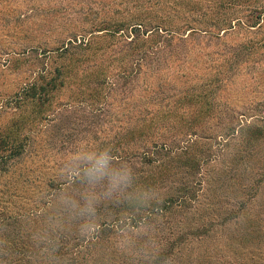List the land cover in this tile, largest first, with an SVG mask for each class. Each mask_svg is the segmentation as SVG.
Segmentation results:
<instances>
[{
	"label": "trees",
	"instance_id": "16d2710c",
	"mask_svg": "<svg viewBox=\"0 0 264 264\" xmlns=\"http://www.w3.org/2000/svg\"><path fill=\"white\" fill-rule=\"evenodd\" d=\"M232 3L250 5L252 0L213 2L210 5L212 11L203 13V16L209 14L213 20V16L217 15L218 23L210 22L211 20L202 21L196 26L187 25L186 30L190 31L191 35L198 32L210 34V29L218 26L219 23L225 28L233 29L235 25L226 12L232 7ZM262 17V11L259 9L251 21L239 19L237 24L252 28L260 23ZM20 19L19 17L14 21L18 22ZM132 24V28L138 34L129 31L131 36L124 34L125 27L122 28L118 23L108 24L111 28H107L106 24L90 27L86 38L71 39L72 41L66 44L68 47L63 45L58 50V58L63 59L62 62L53 65L51 60L53 57L48 56L47 60L50 59V64L48 65L47 62L42 66L32 80L24 83L13 94L10 102L11 105H16L18 112L11 121L10 127L0 130V177H2L0 202H4L2 197L6 194L11 199L8 204L4 202L5 206H0V264H52L59 257L60 250L66 248V244L71 240H77L81 247L75 252L63 253L62 260H57V264H87L95 259L100 246H103L102 244L111 234L119 230H137L143 226L146 228L147 224L149 227L153 226L155 233L144 229L127 237V242L135 243V240L140 244L148 245L149 248H162L148 254V259L152 257L149 262L147 259H141V263L211 264L208 257L211 254L212 238L217 237L222 241L226 231H229L226 226L234 219L237 221L240 219L233 208L221 212L219 209L221 203L224 208L229 206L230 199L232 201L237 199L239 204H244L245 197L247 201L255 198L252 197L256 192L252 184L243 180L241 182L243 173L234 167L243 156L239 154L238 157H234L227 170H213L209 165L218 160V155L216 151L212 152L209 149L211 159L205 158L204 143L200 141L214 139L217 146L222 142L223 149L226 150L229 146L228 141L235 142L237 136L239 143L251 145L264 137V111L262 116H256L261 124L250 122L246 124L242 118H238L237 120L243 124L237 125L234 122L226 127L228 120L213 119L212 101L207 100L209 95L200 89L198 94L184 93L177 97L176 105L168 101L161 103L159 113L151 111L158 105L157 103H152L143 95L136 99L135 94H131L128 102H120L124 106L122 110L128 113L125 120L120 118L119 121L116 116L105 121L96 120L94 116L98 117L106 108L115 105V102L110 101L109 92L114 87L118 88L116 84L119 76L127 77L132 83L142 76L146 80L156 76L157 80H163L161 78L163 71H159L158 68L160 63L152 64L150 59L148 71L144 70V64L148 62L147 58L152 57L153 51H158V39L162 37L160 33L163 32L164 26H157L153 31L140 32L141 23ZM164 31H170L171 34L174 30ZM107 33L109 36L125 38L127 49L106 54V47L100 41ZM29 35L19 38L17 52L12 51L13 54L9 55L12 57L9 60L11 65L14 62L17 64L15 68H25L27 60L30 59L25 57V52L30 48L26 43ZM262 45L264 46V38ZM118 49L119 47L116 48ZM88 67L94 70L87 72ZM36 68L35 66L33 70ZM80 69L84 74L82 75L80 71L78 76ZM184 79L182 74L176 73L169 82L178 84ZM154 89L155 87L145 84L140 91L151 93L155 91ZM75 104L81 106L79 111L83 114L65 118L63 111L72 109ZM86 111L90 113L89 116H86ZM137 115L139 116L134 118ZM103 117L106 119L107 116ZM214 120L220 123L215 127L210 126ZM68 123L70 124L66 125ZM83 123L85 133L79 136L82 130L74 133L77 130H74L72 125H83ZM108 123L112 124L113 127L110 129H113V132H109L108 126L104 125ZM54 126H59L63 132L71 129L65 137L67 140H62V146L68 147L69 143L75 145L84 142L87 148L77 151L78 155L86 153L99 155L101 151H107L111 157L110 168L130 175V184L113 198L101 200L95 215L90 220L88 217H81L66 203L70 199L82 205L86 194L94 191L100 195L107 186V178L94 187L87 183V178L84 176V168L88 166L87 161L80 162L76 170L68 171V174H65L66 169L59 173L41 172L42 175H46L45 179L49 182L47 187L48 185L52 187L38 195L34 194L31 198L21 194L25 192L28 194V189L39 182L34 180L24 183L30 180V176L20 180L21 173L16 174L15 171L23 170L25 167L21 164L17 165V162L24 158L30 159L35 166L29 171L31 175L35 173L37 167L44 164L42 150L30 149L28 141L22 137V131H36L34 133L38 131L39 136L44 135L43 142H48L54 135L52 130ZM204 132L212 134L207 135ZM223 135L227 138L223 141L218 140V137ZM228 151L229 148L227 152H222L221 158L228 155ZM230 171L234 173L233 178L229 174ZM67 175L69 176L66 180ZM189 175L207 176V179L201 181V178L197 180L193 178L187 182L185 179ZM56 176L63 178L65 176V179L58 181L55 179ZM179 180L183 182L180 183ZM170 184L172 186H169ZM205 185L208 187L203 194ZM162 190L165 191L162 193ZM248 191L250 193H247ZM232 192L235 198L230 196ZM247 194H251V197ZM222 195L226 200L221 202L217 197ZM49 211H55L54 214L60 220L53 215L44 227L49 228L51 222L55 220L59 230L58 236L52 234L40 245V238L45 233L37 223ZM203 214H205L204 218ZM89 222L95 224L97 230L91 235L82 234L83 225ZM205 237L207 240H203ZM116 246L113 249L114 253ZM100 253L99 251L98 256ZM120 254L125 256L126 253ZM206 257L207 260L201 262ZM128 258H124L119 264H136L133 258L132 262H129Z\"/></svg>",
	"mask_w": 264,
	"mask_h": 264
},
{
	"label": "rangeland",
	"instance_id": "374dc122",
	"mask_svg": "<svg viewBox=\"0 0 264 264\" xmlns=\"http://www.w3.org/2000/svg\"><path fill=\"white\" fill-rule=\"evenodd\" d=\"M216 1L218 0H0V130L10 127L11 121L18 112L16 105H11L10 102L13 94L24 83L32 80L42 66L47 62L48 65L50 64V59L47 60L48 56L53 57L51 59L53 65L56 62H62L63 59L58 58V50L63 45L68 47L66 44L69 41L76 38L78 40H82L83 37L86 38L90 32V27L94 25L103 26V24H106L107 28H111L108 27V24L118 23L122 28L125 27L124 34L131 36L129 31L138 34L132 28V23L135 22L141 23L140 32H144V30L153 31L157 29V26H164L163 32L160 33L162 37L158 39V51H153L152 57L147 58L148 62L144 64V70L148 71L150 59L152 64L154 62L156 65L160 63L158 68H160L159 71H163L161 74L163 80H157V76L146 80L142 76L132 83L129 82L127 77L119 76L116 84L118 88L114 87L109 92L110 101L115 102V105L112 108H106L103 113H99L98 117L94 116L96 120L105 121L112 116H116L119 121L120 118L124 119L128 116V113L122 110L124 106L120 102H128L131 94H135L136 99L143 95L152 103H157L158 105L151 111L159 113L161 103L168 101L176 105L177 97L184 93L198 94L200 89H203L209 95L207 100L212 101L213 119L228 120L226 121V127L234 122L237 125L239 123L243 124V122L237 120L238 118H242L246 124L247 122L261 124L260 119L256 116H262L261 114L264 111V46L262 45L264 38V0H252L250 5L232 3V7H229L226 12L229 15L228 18L235 25L233 29L225 28L219 23L218 26L210 29V34L198 32L191 35L190 31L186 30V26H196L202 21H210L211 16L209 14L203 16V13L211 12L210 5ZM259 9L262 11L263 17L255 27L248 28L245 25L239 26L237 24L239 19L241 21L246 19L251 21V18L257 14ZM19 17L21 18L20 21L16 22ZM218 18L217 15L213 16V20L210 22L218 23ZM222 28H225V30H221ZM166 29L174 31H171L170 34V31H164ZM28 35L29 38L26 43L30 48L25 52V57H30V59L27 60L28 63L25 64V68H15L14 66H17V64L14 62L11 65L9 60L12 57L9 55L13 54L12 51L17 52L18 39ZM124 39L123 37L109 36L107 33L100 43L106 47V54H111L121 52V49H127ZM118 47L119 49L116 50ZM35 66L37 68L33 70ZM93 70L94 68L90 67L87 72ZM80 71L82 75L84 74L83 70L80 69L77 73L78 76H80ZM176 73L182 74L185 79L178 82V84H172L169 82L170 78ZM145 84L155 87V91L151 93L140 91ZM120 85H123V87L121 88ZM80 108V105L76 106L75 104L72 109L63 111V116L65 118L75 117V115L80 116L83 114L79 111ZM86 112V116H89L90 113ZM104 115L107 116L106 119H103ZM138 116H134V118ZM123 122L121 121V123ZM219 123L220 121L214 120L210 126L215 127ZM110 124L104 125L108 126L107 130L109 132H113V129H110L113 126ZM84 126V123L83 125H72L73 129L77 130L74 133L82 130L79 132V136L84 135ZM69 127L71 128V126ZM52 130L54 135L48 142H43L44 135L39 136L40 132L38 131L37 133L30 130L28 132L22 131V137L28 141L30 149L42 150L43 160H41L44 162L43 166L37 167L32 175L29 174V171H32L35 166L30 159L24 158L17 162V165L21 164L25 167L23 170L15 171L16 174L21 173L20 180H25L30 176V180H26L24 183L34 180L39 182V184H35L28 189V194L26 192L21 193L28 198L52 187L51 185L47 187L49 182L45 179L46 175H42L41 172L59 173L66 169L65 174H68V171L76 170V166L83 162V160H77L75 157L78 155L77 151L87 148V144L80 142V144L76 143L75 145L69 143L68 147L66 145L62 146V140H67L65 137L71 129L63 132V129L59 126H54ZM204 134L211 135L212 133L204 132ZM218 138V140L223 141L227 137L223 135ZM200 142L204 143L203 156L205 158L211 159L209 149L212 152L216 151L218 160L215 163L211 162L209 165L211 169L216 171L227 170L231 160L238 157L239 154L242 155V159L236 162L234 167L243 173L241 182L242 180L243 182H250L256 191L252 196L255 198L250 201H247V197L244 198V204H239L237 199H234L235 201L230 199V207L225 206L223 208L221 203L219 208L221 212L233 208L232 210L239 214L240 219L239 221L234 219L226 226L229 231H226L222 241L217 237L212 238L210 242L212 244L210 247L211 254L209 252V257L207 255L209 261L211 264H264V137L249 145L243 144V142L239 143L236 136L235 142L231 141L230 143L228 141L229 146L226 150L223 149L222 142L220 146H217L214 139L201 140ZM238 147L240 149H237ZM228 148V155L226 154L221 158L220 154L227 152ZM245 159L246 163L244 164ZM201 162L203 161L201 160ZM244 169H247V171ZM229 174L232 177L234 173L230 171ZM194 176L189 175L185 180L201 178V181H203L207 179V176ZM183 178L181 179L183 180ZM55 179L60 181L65 179V176L64 178L63 176H56ZM1 180L2 177H0ZM41 181L43 183H40ZM179 182L182 183L183 181L179 180ZM207 187V185L203 187L205 189L203 194ZM21 191L23 190L21 189ZM164 191L162 190V193ZM247 195L251 197V194ZM230 196L235 198L233 192ZM2 198L7 204L11 200L7 194ZM217 198L221 202L226 200L223 195ZM4 202H0V206H5L6 203ZM54 213L55 211H49L43 219L38 220L37 224L45 233L40 238V245L52 234L58 236L57 232L59 230L55 220L51 222L49 228L44 227L53 215L60 220ZM202 216L204 218L205 214ZM64 224L67 225L66 222ZM146 226V228L143 226L137 230H119L117 233L111 234L109 239L104 241L103 246H100V255L98 256V251L95 259L87 264H119L121 260L128 257L129 262H132L133 258L136 264H144L140 262L141 259H147L149 262L152 257L149 256L151 259H148V254L154 253L155 250L162 247L149 248L148 245L140 244L135 240V243L127 242V237L144 229L154 232L153 226L150 225L149 227L148 224ZM260 227L262 228L261 232ZM61 228L67 229L68 227ZM203 240H207V237ZM77 242V240H71L67 243L66 248L60 250L59 257L52 264H57V260H62L63 253L75 252L80 248L81 245ZM117 244L118 246H116ZM115 246L116 252L114 253ZM121 252L126 253L125 256L121 255ZM207 257L201 262L206 261Z\"/></svg>",
	"mask_w": 264,
	"mask_h": 264
},
{
	"label": "clouds",
	"instance_id": "9594fccd",
	"mask_svg": "<svg viewBox=\"0 0 264 264\" xmlns=\"http://www.w3.org/2000/svg\"><path fill=\"white\" fill-rule=\"evenodd\" d=\"M77 160L88 162V166L84 168V176L90 186H95L107 178V186L100 195L94 191H90L84 197L82 205L76 204L68 199L66 203L73 208L81 217H88L89 220L96 213V208L101 200L111 199L113 196L130 184V175L127 172H120L110 168L111 157L107 151H101L99 155L96 153H86L77 155ZM95 224L89 222L83 225V233L91 235L96 231Z\"/></svg>",
	"mask_w": 264,
	"mask_h": 264
}]
</instances>
